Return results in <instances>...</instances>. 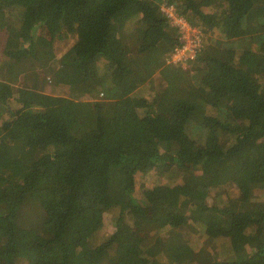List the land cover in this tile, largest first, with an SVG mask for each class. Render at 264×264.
Returning <instances> with one entry per match:
<instances>
[{
  "label": "trees",
  "instance_id": "trees-1",
  "mask_svg": "<svg viewBox=\"0 0 264 264\" xmlns=\"http://www.w3.org/2000/svg\"><path fill=\"white\" fill-rule=\"evenodd\" d=\"M0 34L1 264H264V0H0Z\"/></svg>",
  "mask_w": 264,
  "mask_h": 264
},
{
  "label": "built area",
  "instance_id": "built-area-1",
  "mask_svg": "<svg viewBox=\"0 0 264 264\" xmlns=\"http://www.w3.org/2000/svg\"><path fill=\"white\" fill-rule=\"evenodd\" d=\"M167 10H163L167 13L169 17L172 18L174 21L173 24L179 26L183 33L184 37V45L181 48H178L175 53L172 55L171 59L169 60L170 63H178L180 61L186 60L187 58H193L196 55L197 48L201 46V40L199 34H192L189 33L192 31L191 25L188 21L176 14L174 15V9L172 6H164Z\"/></svg>",
  "mask_w": 264,
  "mask_h": 264
},
{
  "label": "rangeland",
  "instance_id": "rangeland-1",
  "mask_svg": "<svg viewBox=\"0 0 264 264\" xmlns=\"http://www.w3.org/2000/svg\"><path fill=\"white\" fill-rule=\"evenodd\" d=\"M163 8H164V10H167L164 6H163ZM174 15L176 16L175 13H174ZM172 22H174V21H172ZM197 32L199 34L200 40H202L201 33H200V31L196 27H192V31L189 34L190 35L197 34ZM4 44H5V41L3 40V35L0 34V77H2V74L4 73L3 70L5 69V66L2 63V61H3L2 59L4 57L3 56ZM98 89L99 90H102L103 89V86H99ZM48 91H49V93H52L54 95H67V96H70L71 95V90H70V88L68 86L51 85V86H48ZM145 92L148 93L149 90H146ZM202 176H204V177L207 176V177H209V179L212 177V175L209 174L208 172L203 173ZM214 179L217 180V178H214ZM259 200L261 201V204H263L262 207H264V196L261 197ZM3 258H4V255L3 254H0V264H1ZM163 261H164L163 264H169L168 257L167 258H164ZM17 264H28V263H27L26 260H20V261L17 262Z\"/></svg>",
  "mask_w": 264,
  "mask_h": 264
}]
</instances>
